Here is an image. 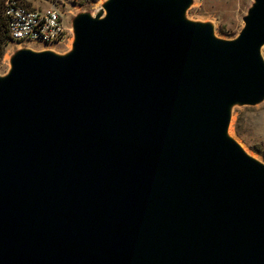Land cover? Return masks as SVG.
<instances>
[{"label": "water", "instance_id": "1", "mask_svg": "<svg viewBox=\"0 0 264 264\" xmlns=\"http://www.w3.org/2000/svg\"><path fill=\"white\" fill-rule=\"evenodd\" d=\"M191 0H102L0 73V264H264V0L229 38Z\"/></svg>", "mask_w": 264, "mask_h": 264}, {"label": "rangeland", "instance_id": "2", "mask_svg": "<svg viewBox=\"0 0 264 264\" xmlns=\"http://www.w3.org/2000/svg\"><path fill=\"white\" fill-rule=\"evenodd\" d=\"M30 5L43 7L54 4L62 13L67 26L70 27L71 17L79 11L92 12L102 0H26ZM251 0H191L185 14L190 19L207 20L213 26L214 33L223 38H229L236 34L242 25L241 15L245 13ZM72 34H68L62 41L48 46L39 43H9L0 59V73H4L8 67L9 55L18 47L27 46L33 49L50 48L57 52H64L70 48ZM260 54L264 60V44L260 46ZM238 116L237 133L233 131L234 119ZM228 132L250 154L264 160V98L253 105H234ZM258 149L260 152H256Z\"/></svg>", "mask_w": 264, "mask_h": 264}, {"label": "built area", "instance_id": "3", "mask_svg": "<svg viewBox=\"0 0 264 264\" xmlns=\"http://www.w3.org/2000/svg\"><path fill=\"white\" fill-rule=\"evenodd\" d=\"M9 37L17 43H39L43 46L56 44L71 33L63 13L54 5L43 7L7 0Z\"/></svg>", "mask_w": 264, "mask_h": 264}, {"label": "trees", "instance_id": "4", "mask_svg": "<svg viewBox=\"0 0 264 264\" xmlns=\"http://www.w3.org/2000/svg\"><path fill=\"white\" fill-rule=\"evenodd\" d=\"M7 0H0V59L4 53L5 47L11 43L14 42L8 34L7 31V21L8 16L5 13V5ZM25 4H29L26 0H16ZM83 1H94V0H80ZM237 122H238V116L234 119L233 122V131L237 133ZM256 152H260L258 149H255ZM262 157L264 158V154L261 153Z\"/></svg>", "mask_w": 264, "mask_h": 264}, {"label": "bare ground", "instance_id": "5", "mask_svg": "<svg viewBox=\"0 0 264 264\" xmlns=\"http://www.w3.org/2000/svg\"><path fill=\"white\" fill-rule=\"evenodd\" d=\"M246 150V149H245Z\"/></svg>", "mask_w": 264, "mask_h": 264}]
</instances>
